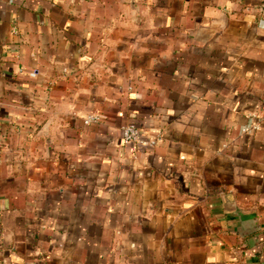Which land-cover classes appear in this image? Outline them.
<instances>
[{"label":"crops","instance_id":"crops-1","mask_svg":"<svg viewBox=\"0 0 264 264\" xmlns=\"http://www.w3.org/2000/svg\"><path fill=\"white\" fill-rule=\"evenodd\" d=\"M0 264H264V0H0Z\"/></svg>","mask_w":264,"mask_h":264},{"label":"built area","instance_id":"built-area-1","mask_svg":"<svg viewBox=\"0 0 264 264\" xmlns=\"http://www.w3.org/2000/svg\"><path fill=\"white\" fill-rule=\"evenodd\" d=\"M87 125L97 124L101 122V117L98 114H90L86 117L85 120ZM123 139L126 144H138L142 148H153L158 139H147L141 135V130L133 124L125 125L123 128ZM260 126L258 124L254 125L253 131L258 132ZM243 133H247L248 129H243Z\"/></svg>","mask_w":264,"mask_h":264}]
</instances>
